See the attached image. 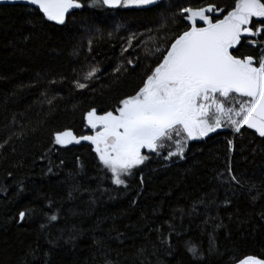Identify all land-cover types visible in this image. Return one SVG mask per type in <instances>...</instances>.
I'll return each instance as SVG.
<instances>
[{
	"label": "snow or ice",
	"instance_id": "6c2138e0",
	"mask_svg": "<svg viewBox=\"0 0 264 264\" xmlns=\"http://www.w3.org/2000/svg\"><path fill=\"white\" fill-rule=\"evenodd\" d=\"M5 4L22 6L23 23L33 30L22 37L24 43L32 39L36 30L77 27L74 17L78 12L94 10L87 22H80L83 26L79 28L83 36L88 37L89 51L95 40L103 39L107 31L109 40L121 41L122 57L125 53L131 57L133 52H138L135 59L127 58L125 65L118 66L116 73L127 72L129 67L134 71L140 54L149 61L133 93L102 112L95 107L86 112L84 120L91 134L78 136L70 128L55 130L51 133L52 147L41 155V159L49 158L47 171L42 175H57L54 169L62 168L64 161L57 165L51 160L50 154L56 146L66 149L69 145L87 142L97 170V176L92 179L98 183L95 189H83L90 196L85 203L95 205L98 197H92L97 192L115 200L117 196L112 195L113 192L127 195L136 182L135 196L129 201V206L135 208L150 180L145 169L149 173L157 171L149 168L153 161L160 162L165 169L169 164L163 162L187 161L195 143L211 138L218 130L230 129L234 135L241 134L242 129L252 130L264 141V0H232L227 9L211 3L207 6L190 3L179 6L176 11H171L173 6L165 4L164 0H0V6ZM121 10H159V22L155 27L145 26L144 31L132 30L126 21L110 25L109 20L117 19L113 14ZM181 25L183 30H180ZM82 47L81 40L73 46V54L78 55ZM245 48L248 51H241ZM81 71L83 74H77L73 81L78 91L89 89L100 70L89 64L87 71ZM234 150V139H227L224 168L212 170V180L218 187L211 193L194 200L188 207L171 208L160 225L146 222L142 226H125L133 227L144 241L136 247L132 264H153L150 256L155 257V264H264V253L226 258L229 252L222 250L219 243L220 231H227L219 211L232 204L227 195L217 203L214 194L219 188L232 192L233 196L245 189L247 193L255 191L256 194L250 196L253 203L264 199L260 186L247 178L246 173L237 172ZM76 163L79 171L69 173L64 183L75 180V175L83 172L84 164L79 157ZM190 174H194L191 167L185 169V175ZM8 177H12L11 172ZM104 182L113 187H101ZM15 187L16 197L23 196L24 181H17ZM3 191L7 192V187ZM77 194L83 195L78 182L71 183L66 197L59 201L47 194L36 197L46 202L39 209L43 219L35 243L25 247L16 264H57L60 250H75L85 239H90V246L100 254L101 264H120L118 259L112 258L111 242L122 246L131 237L116 226L119 217L98 218L91 230H85L79 223H69L70 217L83 214L71 207L64 208L65 203L78 198ZM214 207L217 214L210 215ZM200 208L205 211L201 213ZM162 210L163 204L157 205L151 214L153 217L161 215ZM37 211L29 202L5 223L22 226L36 217ZM127 214V210H123L120 216ZM201 214L204 219L198 238L187 236L183 229L176 227L178 218L182 221L186 216ZM259 217L264 220V211ZM108 219L112 224L106 235H96L105 231L101 224ZM141 219L147 221V214L142 213ZM228 219L231 221L233 216ZM244 222L237 220L240 224ZM88 231L92 233L90 237ZM226 239H231L230 233ZM116 254L121 255L119 251Z\"/></svg>",
	"mask_w": 264,
	"mask_h": 264
},
{
	"label": "trees",
	"instance_id": "16d2710c",
	"mask_svg": "<svg viewBox=\"0 0 264 264\" xmlns=\"http://www.w3.org/2000/svg\"><path fill=\"white\" fill-rule=\"evenodd\" d=\"M164 2L173 6L171 11H176L179 6L190 3L202 6L211 3L227 9L232 0ZM93 11L88 10L82 14L78 12L74 17L77 27L51 29L46 32L36 30L32 39L24 43L22 37L33 30L23 23L22 6L0 7V264H16L25 247L29 243H35L43 219L39 209L46 203L36 197L47 194L59 201L66 197L70 184L77 182L81 185L83 195L77 194L78 198L65 203L64 208L71 207L83 214L70 217L68 222L79 223L85 230H91L94 229L98 218L118 216L116 226L121 231H126L131 239L122 246L118 242H111L114 249L112 258L118 259L120 264H132L136 247L144 241L136 235L133 227L125 226H142L146 222L160 225L168 217L171 208L188 207L194 200L211 193L214 187H218L212 180V170L222 171L224 168L227 139L235 141L232 155L237 163V172L246 173L247 178L255 181L260 190L264 191V141L252 130L247 129H242L241 134L235 135L232 131L212 134L211 138L195 143L187 161H180L178 164L163 162L169 164L166 169L161 167L160 162L153 161L149 168L157 171L149 173L148 169H145L150 180L135 208L129 206V201L135 196L136 182L132 183L127 195L113 192L112 195L117 196L115 200H109L107 195L100 196L97 192L92 197H98L95 205L85 203L90 196L83 189H95L98 183L92 179L97 176L94 154L85 142L69 145L66 149L56 146L50 158L57 165L61 160L64 164L62 168L54 169L57 175H42V172L47 171L49 158L41 159V155L52 147L51 133L58 129L70 128L78 136L90 134L84 120L86 112L93 107L102 112L114 107L120 98L133 93L149 63L140 54V62L134 71L129 67L127 72L116 73L118 66L125 65L127 58L135 59L138 52H133L131 57L125 53L122 57L121 41L109 40L107 31L103 39L95 40L92 51H89L88 37L83 36L79 28L83 26L80 22H87L89 14ZM113 15H116L117 19L109 20L110 25L126 21L132 30L144 31L145 26L155 27L159 22V10H121L119 14ZM120 17L124 19L121 20ZM180 30H183L182 25ZM81 40L83 47L78 55H74L73 46L80 44ZM89 64L99 68L98 78L91 83L89 89L78 91L73 86L74 77L83 74L81 69L87 71ZM52 81L56 83L53 84ZM77 157L84 164L83 172L75 175V180L64 183L69 173L75 174L79 171ZM190 167L193 168L194 174L185 175V169ZM9 172L12 173L11 178L8 177ZM19 180L24 181L26 191L23 196L17 198L15 185ZM5 187L7 192L3 191ZM101 187L113 186L104 182ZM255 194V191L247 193L245 189L233 196L232 192H226L224 188H219L214 194L218 204L226 195L232 199V204L227 209L221 208L219 211L220 219L227 225V231L221 230L219 233L222 250L229 252L226 258L237 259L246 254L260 256L264 253V220L259 217V213L264 211V199L253 203L250 196ZM29 202L38 210L36 217L22 226L5 223ZM160 204H163L162 214L153 217L152 209ZM123 210H127L128 214L121 217ZM199 211L203 213L205 210L200 208ZM142 213L147 214V221L141 219ZM209 214L216 215V208H212ZM65 215L67 216L66 212ZM230 215L233 216L231 221L228 219ZM203 219V214L186 216L182 221L178 218L175 224L177 228L183 229L187 236L198 238ZM237 220L245 222L240 224ZM64 223L65 221H60L61 225ZM111 224V219L101 224L105 231L97 232L96 235H106ZM229 233L231 239H226ZM91 234V231L87 232L89 237ZM90 243V239H85L75 250H60L56 256L57 264H101L100 254ZM117 251L121 255L117 256ZM148 258L155 264V257Z\"/></svg>",
	"mask_w": 264,
	"mask_h": 264
},
{
	"label": "rangeland",
	"instance_id": "374dc122",
	"mask_svg": "<svg viewBox=\"0 0 264 264\" xmlns=\"http://www.w3.org/2000/svg\"><path fill=\"white\" fill-rule=\"evenodd\" d=\"M220 131H231L230 129H221V130H218V132H220ZM85 143H87V142H85Z\"/></svg>",
	"mask_w": 264,
	"mask_h": 264
},
{
	"label": "water",
	"instance_id": "95a60500",
	"mask_svg": "<svg viewBox=\"0 0 264 264\" xmlns=\"http://www.w3.org/2000/svg\"><path fill=\"white\" fill-rule=\"evenodd\" d=\"M3 6H20V5H8V4H5ZM0 7H2V6H0ZM85 125H86V123H85Z\"/></svg>",
	"mask_w": 264,
	"mask_h": 264
},
{
	"label": "flooded vegetation",
	"instance_id": "af4514ba",
	"mask_svg": "<svg viewBox=\"0 0 264 264\" xmlns=\"http://www.w3.org/2000/svg\"><path fill=\"white\" fill-rule=\"evenodd\" d=\"M222 18V17H221ZM89 131V133H90V130H88ZM91 134V133H90Z\"/></svg>",
	"mask_w": 264,
	"mask_h": 264
}]
</instances>
